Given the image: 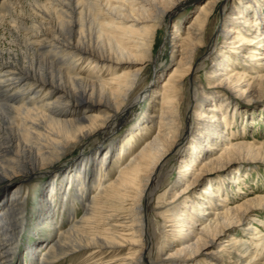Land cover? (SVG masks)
<instances>
[{
	"label": "bare ground",
	"instance_id": "bare-ground-1",
	"mask_svg": "<svg viewBox=\"0 0 264 264\" xmlns=\"http://www.w3.org/2000/svg\"><path fill=\"white\" fill-rule=\"evenodd\" d=\"M192 1L0 0V31L22 51L20 59L7 53V61L0 54V179L11 180L0 193V264H12L17 253L15 240L24 221L18 194L25 178L52 171L33 213L37 230L47 234L15 264H57L86 250L89 257L102 251L93 264H202L197 256L210 258L211 264H264V236L249 237L241 229L248 223L247 230L257 235L255 225L264 227L257 218L264 217L259 211L264 196L252 193L241 203L225 204L234 186L240 192L241 176L229 171L237 174L241 162L264 161V139H222L235 123L234 113L249 112L224 101L216 106L211 91L227 87L248 96L264 84V0H206L185 38L164 37L169 60L155 66L161 55L154 57L157 36L167 31L171 15ZM218 8L219 27L207 43L209 20ZM244 50L248 55L238 62L243 72L230 71L233 55L238 59ZM84 62L88 69L81 73ZM146 63L156 72L152 88L136 95ZM101 69L109 77L96 74ZM205 69L204 85L195 76ZM229 112L231 121H225ZM123 125L128 126L122 137L110 140ZM96 135L103 138L98 146L55 166L71 147ZM138 135L148 139L113 180L102 179L103 168L124 156ZM212 169L229 175L212 183ZM173 174L171 196L164 199L166 190L154 206V196L168 187ZM75 204L78 220L70 212ZM59 214L70 215L66 229L55 221ZM235 228L243 233L240 240L229 238ZM165 232L177 249L155 261L154 253H165L167 245L156 247L154 238H164ZM211 246L215 249L206 252ZM122 247L130 249L113 256Z\"/></svg>",
	"mask_w": 264,
	"mask_h": 264
},
{
	"label": "rangeland",
	"instance_id": "rangeland-1",
	"mask_svg": "<svg viewBox=\"0 0 264 264\" xmlns=\"http://www.w3.org/2000/svg\"><path fill=\"white\" fill-rule=\"evenodd\" d=\"M206 0H193L192 2L187 3L186 5H183L180 9H178V11L174 12L171 15L170 20L168 21V27H167V31L163 32V33H159V35L157 36V40L156 43L154 45V54H155V58L159 55V59L157 60V63L155 64V66H158V63L160 65V63H165L168 62L169 60V54H170V47L163 46V42H164V37H175V39H179L180 41L186 37L187 34V28L190 26V23L192 21V18L194 16V13H196L201 5L203 3H205ZM235 5H238V2H234ZM220 11L219 8L216 10V12L211 16V19L209 20V24L207 27V31L205 34V41L208 43H210L213 35H214V31L215 28L219 27V23H220ZM218 18V19H217ZM173 33V34H172ZM11 39L5 35V32L0 31V54H3V59L5 61L8 60L9 56L7 55V53L9 54H16L17 55V59H20L21 57V48H17L15 46H12L10 44ZM164 47V48H163ZM180 51V48L178 49ZM204 50L201 49L200 51L198 50V55L196 56V61H199L200 58L202 57V52ZM180 53V52H178ZM175 54V55H179V54ZM247 51H243L240 53V55H238V59L233 55V61L230 67V71H236V72H243V69L241 68V66H239L240 61L244 60L243 58L246 57L248 54ZM6 58V59H5ZM177 59V58H176ZM81 63V62H80ZM79 63V64H80ZM177 63V62H176ZM256 64L259 63L258 61L255 62ZM176 64L170 65L168 68V71L165 73V76L167 77L168 75L171 74V71L174 69ZM87 68V64L84 62L79 66L78 71H82L81 73H83V71H86ZM257 71V70H255ZM92 72V70L90 71ZM96 72V71H94ZM208 70L205 69V71H201L200 73L196 74V81H198L199 83L202 84H206L205 79L206 77L209 75L207 74ZM261 74H264V68L260 71ZM155 70H154V66L153 64H149L146 63V65L143 67V82L141 84V86L138 87V92L136 91V95L140 94V92L142 93L143 91L147 90V89H151L152 88V81H153V76H154ZM96 74H99L101 77H109V74L107 73L106 70L101 69L99 71H97ZM248 75L251 73H247ZM162 78V76H161ZM161 81V79H160ZM163 82V81H162ZM161 83V82H159ZM161 85V84H158ZM258 92L257 94L254 95H240L236 92L235 89H230V88H223V87H216L211 89V91H213L215 93V105L219 106L222 104V101H224V103H227L228 105L231 106H238L239 108L241 107L243 110L248 111L249 113L244 115L241 114V117H239V114L234 113V118L233 121H235V123H231L229 124V126L226 127L225 133L223 134V136L221 137L222 139L225 140H232L235 141L238 138L245 140L246 142H254V143H259L264 139V84H261V86L258 88ZM161 89H159V87H157V92H160ZM160 101V98H159ZM193 110V109H192ZM230 110V109H229ZM141 111V107L137 108V112L140 113ZM255 113H252L254 112ZM138 113V114H139ZM193 113V111L191 112V114ZM252 113V114H251ZM137 114V115H138ZM189 113V115H191ZM232 112H229L227 114V117L224 119L225 121H231V117H232ZM158 116V114H157ZM183 116L184 118V113L182 112L181 117ZM239 117V118H238ZM156 120V117H155ZM128 125H123L121 130H116L115 133H113V136H111L109 139H119L122 137V135L125 132V129H127ZM244 127V130H243ZM156 126L152 127V134H154L156 132ZM236 130V131H235ZM244 131V132H243ZM222 132H224V130H222ZM233 132V133H232ZM146 133V132H145ZM144 133V134H145ZM232 133V134H231ZM222 135V134H221ZM234 135V136H233ZM149 137V136H148ZM148 138L142 137L141 135H138L135 138V142L133 143V141H131L129 143V145L126 148V154L124 156H122L121 158H114L105 168H103L102 171V179L105 177L106 181H110L113 180L116 176H117V169L122 166L128 159L129 156L132 155V153H134V151L140 149V147L142 146V144L144 143V141H146ZM103 138L100 135H96L93 138H91L89 140L88 143H82V144H78L77 146L71 147L69 149V151H67L65 153V155L63 157L60 158V160L55 163V166H62L63 164L69 163L71 160L78 158V156L85 154L84 151H87L95 148L96 146H98V144H100L102 142ZM108 141V140H107ZM203 162H201L198 166V168L201 167ZM67 165V164H66ZM240 169L236 172L230 170L229 173L232 176H235V178H239L240 176V180L241 183L238 185L237 189L238 191H240L239 193H236V187L234 186L230 191H228V197L231 198L233 201L229 202V198H227L225 201V204H228L230 206L236 205L238 203H241L242 201L246 200L248 198L247 195H252V193H254L255 196H264V161H245V162H241L240 164ZM62 170V168H61ZM211 174H208V178H210L209 180H211L212 183H218L219 179H222V177L225 175H227L226 177H228L229 173L228 172H224V171H219L216 172L215 169H212L209 171ZM239 173V174H238ZM54 174V172L52 171V173H50L47 176H37V175H31L28 178H25V181L23 184H26L24 186V188L20 189L19 191V197L18 199L22 200V203H24V209L22 210V214L19 216L20 218H22L24 221H22V225L20 223L21 226H19V232L17 234V238L15 240L16 242V257L14 255L13 257V261L12 264H15L16 261L17 262H24L25 258H24V253L27 252L26 248L33 244V243H38V242H42L44 240V236H46L47 232H41L39 230H37L36 226H35V214H33L36 210V207L41 199L42 196V190L45 189L46 185H44V183H46L48 180H50L51 176ZM240 175V176H239ZM104 176V177H103ZM170 179L168 180L169 185L164 186L159 193L156 194V196H154V206H157V202H158V196L159 197H163L166 190H168L165 196V200L167 198H169L170 195V183L172 182L173 178L175 177V174H173L172 176H169ZM19 179V178H18ZM24 180V179H22ZM11 180L5 181V180H1L0 179V193L4 191L3 187L10 183ZM57 184L58 181H57ZM220 184V183H219ZM218 184V185H219ZM16 186L14 185V188ZM58 187V185H57ZM13 187L8 189L6 192L7 195V199L8 197H11L14 193ZM202 187L197 189V192L200 193V191H202ZM174 194V192L172 193V195ZM192 195L191 197L193 198ZM60 204V203H59ZM261 210H259L260 212H264V208H259ZM76 213V217L78 220V218H80L81 214L79 213V206L78 204H75L71 209L70 212H74ZM160 209H158L156 207L155 209V215H158ZM33 214V215H32ZM80 214V215H79ZM62 215V214H61ZM60 214L57 215L56 218L55 217V221L58 222L59 224H63L61 227H64L65 229L67 228V218L70 216H64L62 217ZM257 214L254 213L252 214L250 219L256 218ZM154 220H159L158 217H154ZM260 218L261 221L264 222V217H257ZM64 221V222H63ZM252 221V220H251ZM66 224V225H65ZM250 225H247L245 227H242L241 229H243V231L247 234H249V237H258V236H264V227L261 224H257L255 225V227L257 228V232L259 234L257 235H253L255 233L254 230H247L250 229L249 227ZM231 236H229V238L235 239V240H240L241 238H243V233L240 232V228H235L232 232L229 233ZM45 244H47V241H45ZM154 244L155 246H160L162 248V246H166L165 249V253H154V260L158 261V260H163L165 259L169 254H172L173 252H175V250L177 249V247H175L173 245V242L171 241V236L168 234V232L164 233V238H160L158 235H156V237L154 238ZM128 249H130L129 247H122V248H118V249H114V254L113 256H119V255H123L126 252H128ZM133 249V248H132ZM215 249V246H211L209 247L206 252H210L211 250ZM41 250V249H40ZM91 251L86 250L84 252H81L80 254H76L74 256H71L67 259H65L64 261H61L57 264H93V262H98L100 259V254H102V251L99 252L98 254H93L92 257H89ZM18 256V257H17ZM37 258V257H36ZM195 260H198L200 263L204 264L206 262L210 263V258L208 259L205 256H197L195 258ZM14 262V263H13ZM38 263V260H36L35 264Z\"/></svg>",
	"mask_w": 264,
	"mask_h": 264
}]
</instances>
